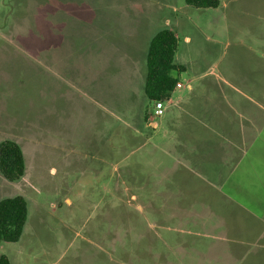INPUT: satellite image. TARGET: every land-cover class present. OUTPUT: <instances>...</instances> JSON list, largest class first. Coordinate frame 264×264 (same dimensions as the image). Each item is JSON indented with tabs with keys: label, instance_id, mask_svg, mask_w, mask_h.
Masks as SVG:
<instances>
[{
	"label": "rangeland",
	"instance_id": "1",
	"mask_svg": "<svg viewBox=\"0 0 264 264\" xmlns=\"http://www.w3.org/2000/svg\"><path fill=\"white\" fill-rule=\"evenodd\" d=\"M55 21L57 52L14 33L43 45ZM166 27L183 86L153 130L140 85ZM1 95L26 162L0 179V199L28 203L21 238L0 242L10 264H264V0H0ZM194 105L225 118L223 139L244 133L208 177L178 148Z\"/></svg>",
	"mask_w": 264,
	"mask_h": 264
},
{
	"label": "trees",
	"instance_id": "2",
	"mask_svg": "<svg viewBox=\"0 0 264 264\" xmlns=\"http://www.w3.org/2000/svg\"><path fill=\"white\" fill-rule=\"evenodd\" d=\"M197 8L217 7L220 0H185ZM178 36L169 27L158 30L151 38L147 52L145 94L151 100H164L171 96L178 77L174 70L184 68L175 62ZM146 120L148 114L146 113ZM26 170L24 151L19 141L12 138L0 142V173L9 181L21 179ZM28 215V203L23 195L0 199V242H16L23 233ZM0 264H10L8 255L0 254Z\"/></svg>",
	"mask_w": 264,
	"mask_h": 264
},
{
	"label": "crops",
	"instance_id": "3",
	"mask_svg": "<svg viewBox=\"0 0 264 264\" xmlns=\"http://www.w3.org/2000/svg\"><path fill=\"white\" fill-rule=\"evenodd\" d=\"M67 16H69V15H67ZM72 16H73V14L70 15V17H72ZM66 24L67 23H65V25ZM48 26H49L50 40L46 41L43 45H40L39 43H37V44L32 43V41H30V40L28 41L25 38V36L19 34L18 30L14 31V33H15V35L17 33V35H16L17 40H20L19 42L22 43V46L24 48L26 46L27 49L30 48L31 50H34L33 51L34 54H37V53L40 54L39 52L41 51V49L44 50L45 48H49L50 50L56 51V49H58L64 45L65 37L59 33L60 30L56 25V21L54 23L50 22V24ZM67 27H68V25H67ZM174 31H176V30L174 29ZM156 32L151 34V37L149 40H151L152 36ZM25 40H27V41H25ZM56 52L53 53L52 55L50 54V57L48 60L49 62L47 61L50 65L56 66V64L58 62V59L56 58V56H57ZM147 52H148V50H147ZM147 52L145 53L146 61H147ZM66 58L67 57L63 58V60H62V58H59L60 64L63 65L65 63L64 61L67 60ZM67 61H69V60H67ZM178 65H182L185 68V65L182 63L178 64ZM146 71H147V66H146ZM178 72H179V70H174L173 75L178 77V82H181L179 80ZM145 77H146V73H145ZM144 78H142V79H144ZM3 79L6 81V78L4 76L1 77V81H3ZM144 86H145V79H144V81H142V84L140 85V87L143 90L144 96L146 97ZM182 86H183V83L181 86L176 85L174 90L171 93V96L165 100L166 103L168 101V104L166 105V111L170 108L169 105L175 104V103H176V105L178 104V102H176L174 100V98H172V96H173L175 90L179 87H182ZM1 97H2L1 98L2 104L0 106V134L4 132L3 136L1 135L2 136L1 138H4V136L8 135L10 137L12 136V139L14 138L15 140H18V139H16V136L18 134L17 127L15 125H13L16 127L15 128V127L11 126V124H10V121L15 119L14 118L15 116L10 117L8 115L9 111L5 105V102H4L5 96H4V101H3V95H1ZM152 102H153V111H146V113L148 114L147 125H150L153 130H158L161 127V123H159V121H157V117L154 116L155 101L152 100ZM18 106H19V104H18ZM177 106H179V105H177ZM181 111H182V116L180 118V122L177 123L178 127L180 126L178 128V129H180V130H178L179 131V133H178V139H179L178 140L179 141L178 142V148L180 149V151L184 155L188 156L189 158H191L193 160L195 168L200 166V169L202 170V172H206V173H204L205 176H207V177L209 176L208 171L211 169L210 168L211 161L215 160L214 157L217 156V155H215V153H217L218 151L220 154H222V157H224L225 159L227 156L234 155V153H241L243 151L244 139L242 138L243 137L242 135H244V133L239 132L236 134V137H232V136L229 137L230 138L229 140H226V136L223 139L221 137L223 135H221L218 132V127H216V123H219L218 126H220L221 129H223L222 122H225L227 124H228V122L223 121V119L225 120L224 117H219V118L216 117V114H218V112H217V110H215V108L213 106H203V107L198 106L197 107V105H194V106H191V107H188L185 109L183 108V109H181ZM15 112H18V111H15ZM224 126H226V125H224ZM224 129H226V128L224 127ZM1 140L2 139H0V142H1ZM223 141H225V142H223ZM2 178H4V176L0 173V179H2Z\"/></svg>",
	"mask_w": 264,
	"mask_h": 264
},
{
	"label": "built area",
	"instance_id": "4",
	"mask_svg": "<svg viewBox=\"0 0 264 264\" xmlns=\"http://www.w3.org/2000/svg\"><path fill=\"white\" fill-rule=\"evenodd\" d=\"M177 86H181L182 83L178 82L176 84ZM165 112V107H164V103L163 100H156L155 101V108H154V115L157 117L161 116L163 113Z\"/></svg>",
	"mask_w": 264,
	"mask_h": 264
}]
</instances>
